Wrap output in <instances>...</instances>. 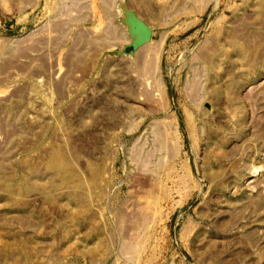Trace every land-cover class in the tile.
I'll return each mask as SVG.
<instances>
[{
	"label": "rangeland",
	"instance_id": "374dc122",
	"mask_svg": "<svg viewBox=\"0 0 264 264\" xmlns=\"http://www.w3.org/2000/svg\"><path fill=\"white\" fill-rule=\"evenodd\" d=\"M0 264H264V0H0Z\"/></svg>",
	"mask_w": 264,
	"mask_h": 264
},
{
	"label": "water",
	"instance_id": "95a60500",
	"mask_svg": "<svg viewBox=\"0 0 264 264\" xmlns=\"http://www.w3.org/2000/svg\"><path fill=\"white\" fill-rule=\"evenodd\" d=\"M129 13V12H128ZM130 19L127 21L129 26V32L131 37H135L132 40L128 48L132 53L138 51L143 45L149 43L152 40V30L146 23L138 19L134 14L129 13ZM126 22V20H125ZM126 22V24H127Z\"/></svg>",
	"mask_w": 264,
	"mask_h": 264
},
{
	"label": "bare ground",
	"instance_id": "6f19581e",
	"mask_svg": "<svg viewBox=\"0 0 264 264\" xmlns=\"http://www.w3.org/2000/svg\"><path fill=\"white\" fill-rule=\"evenodd\" d=\"M124 19L126 20V22L130 19V15H129V13L128 12H126L125 13V15H124ZM129 24H128V22H127V26H128ZM128 28H129V26H128ZM130 29V28H129ZM132 38V40L133 39H135V37H131ZM147 44V43H146ZM144 46V45H143Z\"/></svg>",
	"mask_w": 264,
	"mask_h": 264
}]
</instances>
